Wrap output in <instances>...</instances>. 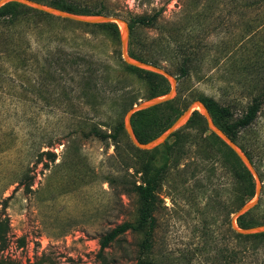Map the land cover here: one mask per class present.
<instances>
[{
    "label": "rangeland",
    "instance_id": "obj_1",
    "mask_svg": "<svg viewBox=\"0 0 264 264\" xmlns=\"http://www.w3.org/2000/svg\"><path fill=\"white\" fill-rule=\"evenodd\" d=\"M103 1L104 12L127 23L160 11L156 25L129 32L127 50L158 60L176 78V92L137 116L140 131L172 124L203 96L228 106L232 122L264 90V1ZM7 15L0 16V264H135L141 233L128 230L103 250L100 241L137 218L139 196L128 190L155 174V226L144 257L155 264H225L229 221L245 204L232 172L242 161L200 119L185 126L189 117L163 143L141 149L131 142L124 96L136 103L155 98L156 83L125 68L123 23L115 38L92 23L33 8L12 22ZM184 58L189 71L180 76ZM119 123L116 137L84 134L93 125L112 134ZM234 142L262 181L245 219L263 224L264 105ZM256 182L253 176L249 201Z\"/></svg>",
    "mask_w": 264,
    "mask_h": 264
},
{
    "label": "trees",
    "instance_id": "obj_2",
    "mask_svg": "<svg viewBox=\"0 0 264 264\" xmlns=\"http://www.w3.org/2000/svg\"><path fill=\"white\" fill-rule=\"evenodd\" d=\"M47 6H54L60 8L64 11L83 15V16H100V15H109V13L104 12L106 10L105 1L103 0H96L93 5H89L85 2L80 0H35ZM263 2L264 0H259ZM33 7L27 6L18 2L9 1L4 3L0 6V16H5L8 14L6 20L7 22H12L15 18H17V12L27 13L28 11L32 10ZM35 9V8H33ZM40 11V10H39ZM41 13L51 16V14L41 11ZM160 14V11H156L151 15H138L134 16L128 22L130 34H132L133 30L138 27H146V26H154L157 24V18ZM114 15V14H112ZM56 18H61L56 16ZM64 20H70L66 18H62ZM74 21V20H71ZM76 23H82L79 21H75ZM85 24V23H83ZM92 26L99 27L105 31H107L112 37L118 38L120 34V30L118 24L115 22H99V23H92ZM128 54L133 59L142 60L145 62L152 63L154 65H158V60L156 59H148L147 57L143 56L141 53L136 52L132 47H128ZM125 68L128 71L136 72L140 76L150 81H155V85H152L150 91V97H156L163 94H166L169 91L168 85H162L159 81L160 79H165L164 76L160 73L143 69L139 67H135L133 65L125 63ZM180 76H184L188 74V66H187V59H183L180 63L179 67ZM126 99V105H124V110L129 109L132 107L137 99L131 98L130 100L127 95L124 96ZM171 100V99H170ZM170 100L165 101L164 104L170 102ZM205 106L207 107L213 121L217 126H219L231 139L234 141V138L237 132L240 129L246 128L249 126L257 117L259 110L264 105V90L260 93L255 95L251 102L248 104L245 112L234 119V121L230 122L232 117L231 110L228 106L220 105L214 98L210 96H203L199 98ZM146 112V109H140L135 111L131 116V124L133 128V132L135 137L140 142H146L147 140L153 139L159 133L165 131L171 123L168 122L162 128L158 130H151L148 134L141 131L136 127L138 124L137 116ZM195 119H200V123L203 125L205 129L207 128V124L205 119L201 116L197 109L193 110L187 121L185 122V126L193 122ZM123 129L122 123L116 125L114 129V133H106L100 130L96 125L90 127V129L84 133L85 136H97L101 139H105L107 137H116L119 131ZM143 132V133H142ZM210 136L218 139L221 143L223 141L218 138V136L211 131ZM51 155V160H55V153L49 152ZM245 154L251 159V156L248 152ZM252 161V160H251ZM232 168V172L234 177L237 178L238 183L240 184V188L244 193L245 200L244 203L249 201L254 196V183H253V175L246 167L245 164L239 162ZM157 188V175H153L149 178H145L142 180L141 183L137 184L136 181H132L131 187L128 192L134 191L139 196V206H138V214L137 218L134 221H123L116 226H114L109 232H107L100 241V249L103 250L112 240H114L119 235L123 234L124 232L131 230L137 233L142 234V239L139 242V252L140 255L135 264H155L154 262L146 259L144 255L150 250L151 243H152V234L155 226V218L153 215L154 210V201H155V191ZM250 210L246 211L245 213L236 217V224L240 228L246 227H253L257 225H261V223L245 219L246 214ZM233 211H230V214ZM264 224V223H263ZM229 228H228V237L227 242L223 248V256L225 258V264H264V231L255 232L250 234H242L237 232L231 226V219L229 221ZM2 234V227L0 224V235ZM236 241V243L234 242ZM238 242V243H237ZM262 257V260L259 261V258Z\"/></svg>",
    "mask_w": 264,
    "mask_h": 264
},
{
    "label": "water",
    "instance_id": "obj_3",
    "mask_svg": "<svg viewBox=\"0 0 264 264\" xmlns=\"http://www.w3.org/2000/svg\"><path fill=\"white\" fill-rule=\"evenodd\" d=\"M9 1H14L18 2L27 6H31L37 10L53 14L62 18L74 20V21H79L83 23H99V22H115L118 23L119 21L123 23V30H124V35L121 39V54L123 60L130 65H133L135 67L139 68H145L149 69L152 71H155L157 73H160L164 75L165 77H168L171 79V87L170 90L164 94L163 96L155 97L152 99L140 101L136 104H134L132 107H130L127 112H126V120H125V130L127 135L129 136L131 142L136 145L137 147L141 149H147L151 148L153 146H156L160 143H163L166 141V139L177 129L179 126H181L184 121L189 117V115L192 113L195 106L199 107L202 115L205 119V122L208 126V128L213 131L215 134H217L221 139H223L229 147L236 153V155L240 158V160L246 165V167L249 169V171L252 173V175L256 178V196L249 201L248 203H245L242 205L233 215L231 219V226L234 228L237 232L242 233V234H250V233H255V232H261L264 231V224L253 226V227H246V228H240L236 224V217L241 215L242 213L246 212L247 210L251 209L255 204H257L259 200V196L261 193L262 189V181L259 178L258 172L255 169L253 162L251 159L243 152L241 151L236 143L229 137L219 126L215 124L213 121L207 107L205 104L200 101L196 100L193 102L191 105H189L178 117L177 119L170 125V127L165 131L163 134L157 136L156 138L148 141V142H140L134 135L133 129H132V124H131V116L132 114L140 109H145L152 107L154 105L163 103L165 101L170 100L173 98L175 92H176V78L172 76L165 68L159 66V65H154L149 62H145L142 60H137L133 59L129 56L128 51H127V39L129 36V25L126 21L122 20L120 17L117 16H112V15H100V16H83V15H78V14H73L67 11H64L60 8L54 7V6H47L44 5L38 1L35 0H0V6L3 5L6 2ZM198 110V109H197Z\"/></svg>",
    "mask_w": 264,
    "mask_h": 264
},
{
    "label": "bare ground",
    "instance_id": "obj_4",
    "mask_svg": "<svg viewBox=\"0 0 264 264\" xmlns=\"http://www.w3.org/2000/svg\"><path fill=\"white\" fill-rule=\"evenodd\" d=\"M119 23H122V22L119 21ZM122 27H123V26H122Z\"/></svg>",
    "mask_w": 264,
    "mask_h": 264
}]
</instances>
